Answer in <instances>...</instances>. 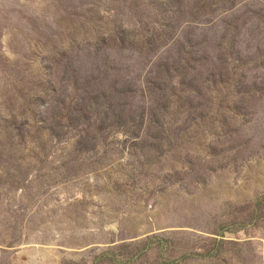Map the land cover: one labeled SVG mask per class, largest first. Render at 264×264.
Wrapping results in <instances>:
<instances>
[{
  "label": "rangeland",
  "instance_id": "374dc122",
  "mask_svg": "<svg viewBox=\"0 0 264 264\" xmlns=\"http://www.w3.org/2000/svg\"><path fill=\"white\" fill-rule=\"evenodd\" d=\"M37 253L264 264V0H0V264Z\"/></svg>",
  "mask_w": 264,
  "mask_h": 264
},
{
  "label": "crops",
  "instance_id": "0c3cea01",
  "mask_svg": "<svg viewBox=\"0 0 264 264\" xmlns=\"http://www.w3.org/2000/svg\"><path fill=\"white\" fill-rule=\"evenodd\" d=\"M12 194L13 193H11V194H8L7 195V198H6V196H4V201H5V203H6V207H8V206H10L11 205V197L10 196H12ZM24 194V193H23ZM22 196V194H20L19 192H15V196ZM6 199V200H5ZM9 222H11V219L10 220H8V222L7 223H9ZM7 245H9V244H7ZM37 257H39V259L40 260H38L37 259V262H38V264H56L57 263V261L56 260H53V262H49V260H48V258L47 257H52V258H55V256H53L52 254H43V256L42 257H40L39 255H38V253H37ZM31 258V257H30ZM14 259H15V261L17 262L19 259H23V258H21V257H19V255H18V252H16L15 253V255H14Z\"/></svg>",
  "mask_w": 264,
  "mask_h": 264
}]
</instances>
